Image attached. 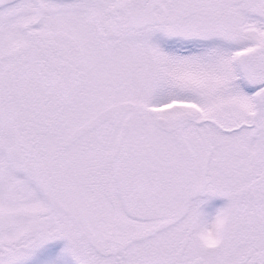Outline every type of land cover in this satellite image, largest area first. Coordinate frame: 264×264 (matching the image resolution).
Here are the masks:
<instances>
[{"label": "snow or ice", "instance_id": "6c2138e0", "mask_svg": "<svg viewBox=\"0 0 264 264\" xmlns=\"http://www.w3.org/2000/svg\"><path fill=\"white\" fill-rule=\"evenodd\" d=\"M198 193L226 199L219 237ZM52 241L264 264V0H0V264Z\"/></svg>", "mask_w": 264, "mask_h": 264}, {"label": "rangeland", "instance_id": "374dc122", "mask_svg": "<svg viewBox=\"0 0 264 264\" xmlns=\"http://www.w3.org/2000/svg\"><path fill=\"white\" fill-rule=\"evenodd\" d=\"M193 199L201 201L200 210L202 212V218L205 220H211L217 211L226 203L225 198L210 194L198 193ZM62 247L63 241L49 242L45 246L46 251L34 259L32 264H56L57 256Z\"/></svg>", "mask_w": 264, "mask_h": 264}, {"label": "clouds", "instance_id": "9594fccd", "mask_svg": "<svg viewBox=\"0 0 264 264\" xmlns=\"http://www.w3.org/2000/svg\"><path fill=\"white\" fill-rule=\"evenodd\" d=\"M208 223L210 225H214L215 229H216V235L217 237H219L220 235H222V224H220L217 220H216V216H214L211 220H208ZM190 230H192L193 235L197 238L200 239L201 237H204L205 239H207L206 236V232L209 229H205L201 226L200 222H199V218L194 217L191 222H190Z\"/></svg>", "mask_w": 264, "mask_h": 264}]
</instances>
